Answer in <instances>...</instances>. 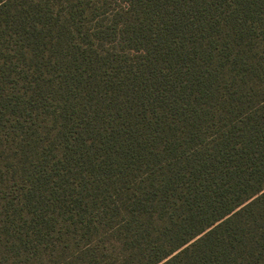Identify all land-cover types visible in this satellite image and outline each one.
Here are the masks:
<instances>
[{"label":"trees","instance_id":"1","mask_svg":"<svg viewBox=\"0 0 264 264\" xmlns=\"http://www.w3.org/2000/svg\"><path fill=\"white\" fill-rule=\"evenodd\" d=\"M0 264H264V0H0Z\"/></svg>","mask_w":264,"mask_h":264}]
</instances>
